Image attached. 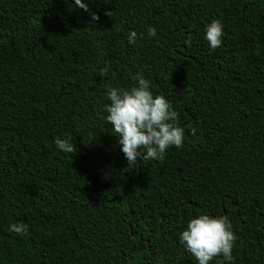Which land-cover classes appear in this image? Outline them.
<instances>
[{
  "label": "trees",
  "instance_id": "obj_1",
  "mask_svg": "<svg viewBox=\"0 0 264 264\" xmlns=\"http://www.w3.org/2000/svg\"><path fill=\"white\" fill-rule=\"evenodd\" d=\"M83 2L0 0V264H198L179 236L204 214L237 237L210 264H264V0ZM137 74L185 136L130 168L104 108Z\"/></svg>",
  "mask_w": 264,
  "mask_h": 264
},
{
  "label": "clouds",
  "instance_id": "obj_2",
  "mask_svg": "<svg viewBox=\"0 0 264 264\" xmlns=\"http://www.w3.org/2000/svg\"><path fill=\"white\" fill-rule=\"evenodd\" d=\"M75 6L85 12L88 5L83 0H74ZM105 15L112 16V12ZM92 19L99 20L93 15ZM224 25L219 20H213L206 28L205 39L210 49L215 50L222 45ZM148 34L156 36V29L150 27ZM137 33L131 32L128 43L135 44ZM191 42V36L186 43ZM108 69L101 70L106 75ZM137 86L131 89H119L108 86L107 98L110 104L106 105L104 117L107 125H111L112 134L118 138L121 151L129 167H135L138 161L158 159L167 149L182 148L184 144V129L177 123L178 113L173 110L171 103L162 95H153L150 81L142 74L132 77ZM191 135H196V129H191ZM56 147L64 153L76 152L75 145L69 139L57 137ZM9 231L19 236H27L28 228L24 223H13ZM237 237L232 230V224L226 216L212 217L204 214L191 219L187 229L179 236L180 243L186 251L191 253L198 264H210L218 256L225 261L233 262L232 250Z\"/></svg>",
  "mask_w": 264,
  "mask_h": 264
}]
</instances>
